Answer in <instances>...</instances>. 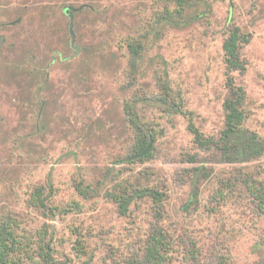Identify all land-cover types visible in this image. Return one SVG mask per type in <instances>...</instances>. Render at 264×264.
Wrapping results in <instances>:
<instances>
[{
  "label": "rangeland",
  "instance_id": "rangeland-1",
  "mask_svg": "<svg viewBox=\"0 0 264 264\" xmlns=\"http://www.w3.org/2000/svg\"><path fill=\"white\" fill-rule=\"evenodd\" d=\"M164 0H0V217L13 215L35 233L45 222L55 233L57 264H120L143 244L153 219L150 198L137 199L127 216L100 194L86 198L75 181L96 188L108 168L130 184L151 185L167 193L163 225L172 233L191 235L203 249L222 250L231 264H253L256 242L264 232L241 186L228 201L211 196L216 177L231 165L218 154L200 150L187 119L148 108L159 122L155 159L116 163L130 142L123 102L131 95L126 40L143 39L138 90L156 93L160 80L183 92L186 107L207 136L225 125L226 65L223 41L230 26H239L249 42L241 55L247 69L236 74L246 90V126L264 137V0H206L193 6L180 25L152 27ZM74 7L71 41L66 7ZM201 14V17H196ZM148 34V37H143ZM76 46L79 52L76 53ZM199 152L215 176L201 187V204L186 211L188 168L182 154ZM264 180V157L249 165ZM122 178V177H121ZM52 181V203L80 208L46 219L27 200L35 186ZM98 188V187H97ZM215 206L213 213L208 212ZM77 229L86 253L74 248ZM176 253L172 264H193ZM212 263L214 258L206 255ZM23 264H35L25 262Z\"/></svg>",
  "mask_w": 264,
  "mask_h": 264
},
{
  "label": "trees",
  "instance_id": "trees-1",
  "mask_svg": "<svg viewBox=\"0 0 264 264\" xmlns=\"http://www.w3.org/2000/svg\"><path fill=\"white\" fill-rule=\"evenodd\" d=\"M160 2L162 0H154ZM165 6L158 10L151 25L153 28L160 24L180 25L186 19L187 12L206 0H164ZM68 9L64 11L67 12ZM72 15L74 16L75 13ZM196 14V17H201ZM143 37L147 38L148 34ZM249 42L239 26H230L223 41L224 61L226 65L225 86L229 92L225 99V125L218 136H207L199 129L194 120L193 112L186 107L185 98L181 90L171 87L168 81L159 77L160 84L156 93H145L138 90L139 65L145 50L143 39L130 37L126 40L128 51L129 74L126 88L131 95L123 102L125 123L128 128L130 142L125 153L116 162L118 164H144L155 159L157 142L160 136L159 122L155 116L148 114V108L157 112L177 115L187 119V128L193 136L197 147L208 153L218 154L220 162L231 165L233 170L228 175L215 176V168L201 162L199 152L182 154L183 161L199 164L188 168L186 182L189 184V198L184 208L190 211L201 204V187L205 181L216 177V187L211 196L218 204L227 202L238 186H241L249 199L254 213L264 216V180L258 172L249 169V165L264 157V137L246 126L247 112L245 108L246 90L237 82L236 74H242L247 66L241 55L244 43ZM118 172L108 168L103 181L96 184V188L86 186L82 181H75V190L83 197L90 198L104 190L103 185L112 183L105 189V196L116 204L120 215L127 216L131 205L137 199L150 198L153 208V219L146 238L135 252L120 264H172L176 260V253H183L181 258L193 264H231L222 250L203 249L197 239L191 235H178L166 229L163 220L167 211L165 201L167 193L155 186L133 185L124 176L115 178ZM122 177V178H121ZM98 187V188H97ZM236 188V189H235ZM55 186L52 181L44 185H37L27 200L28 206L39 210L49 220H53L58 213H69L80 208L78 202H73L68 208L61 209L52 203ZM215 206L208 208L209 213L215 212ZM76 243L74 248L78 256L86 253L84 236L74 228ZM55 233L52 224L45 222L35 233H31L22 226L18 217L4 215L0 217V264H57ZM256 250L260 257L253 264H264V232L256 242ZM211 256L212 263H208L207 256Z\"/></svg>",
  "mask_w": 264,
  "mask_h": 264
},
{
  "label": "water",
  "instance_id": "water-1",
  "mask_svg": "<svg viewBox=\"0 0 264 264\" xmlns=\"http://www.w3.org/2000/svg\"><path fill=\"white\" fill-rule=\"evenodd\" d=\"M73 25H74V17H73V15H71V22H70L71 41L74 44L76 36H75L74 31H73ZM78 52H79V47L76 46V53H78Z\"/></svg>",
  "mask_w": 264,
  "mask_h": 264
},
{
  "label": "flooded vegetation",
  "instance_id": "flooded-vegetation-1",
  "mask_svg": "<svg viewBox=\"0 0 264 264\" xmlns=\"http://www.w3.org/2000/svg\"><path fill=\"white\" fill-rule=\"evenodd\" d=\"M65 9H68L66 13L69 15V17L71 19L72 13L74 14V10L73 9H75V8L74 7H71V6H68Z\"/></svg>",
  "mask_w": 264,
  "mask_h": 264
}]
</instances>
